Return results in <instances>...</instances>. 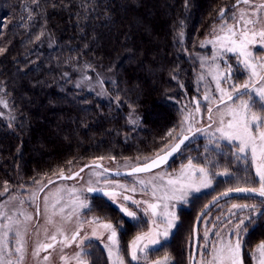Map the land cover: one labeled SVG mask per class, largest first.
<instances>
[{"label":"trees","instance_id":"1","mask_svg":"<svg viewBox=\"0 0 264 264\" xmlns=\"http://www.w3.org/2000/svg\"><path fill=\"white\" fill-rule=\"evenodd\" d=\"M235 5L237 0H0V94L12 110L10 124L0 117V190L5 182L10 193L89 163L145 162L168 149L178 137L183 100L197 97L201 43L220 9ZM84 70L112 77L108 100L71 85ZM200 143L202 149L181 163L212 161L213 189L178 210L174 233L149 253L152 258L189 264L202 208L229 189L257 186L250 173L247 179L215 178L227 167L233 173L234 163ZM227 147L221 146L229 153ZM95 200L91 214L123 225L119 244L125 256L127 242L147 223H129L109 203ZM262 242L264 218L244 239L243 264H252L251 251ZM87 258L88 264H109L98 246Z\"/></svg>","mask_w":264,"mask_h":264},{"label":"rangeland","instance_id":"2","mask_svg":"<svg viewBox=\"0 0 264 264\" xmlns=\"http://www.w3.org/2000/svg\"><path fill=\"white\" fill-rule=\"evenodd\" d=\"M261 4H264V0H250V4H244L241 0L239 4L232 6L228 9V11L225 13V19L229 24L235 25L236 21L239 20L241 13H244V19L247 20L251 15V9L258 8ZM223 22L224 21L218 18L215 25L211 28L206 38L201 43V45H204L201 46L202 52L196 56L199 66V74L195 82L197 88V97H193L190 99L185 98L182 102V117L180 119L181 121L177 134L178 137L181 135L182 129L184 130V135L189 134L187 128L190 125L192 126V131H195L196 128L207 129V125L210 123V121L208 120L209 114L207 112V107H212L213 109H215L216 102L213 101L211 104H209V102L205 101L203 97L206 94L214 97L219 96V93L216 92L215 80L213 78L217 72V66L219 68L220 73L227 72L230 68L231 74L229 81L222 82L221 84V87L225 89H228L229 83L240 85L247 81L250 77V70L245 69L244 65L239 62V60H241L242 58H238L236 53L221 52L220 55L215 59V61H213V55L217 52V48L214 47L212 44H207L205 42L209 39H212L214 34H218V31L214 32V30H218L220 24ZM255 27L256 29L264 28V10H260L259 22L255 25ZM260 47L261 46L259 45H254L251 46L249 49L253 52L256 62L264 60V51H261ZM257 71L260 75L264 76V70L258 68ZM111 80L112 77L110 75L97 74L94 77H91L88 74V71L84 70L78 73L77 77L72 80L71 85L84 94H91L100 101H106L109 99V95L106 90V82ZM259 86L261 85L258 84L257 87ZM243 99H247V96L243 97ZM195 101H199V113L195 112ZM225 103L230 104L231 102L228 101ZM237 103H239V101H237ZM132 115H134V113H130L129 118L131 117L132 123L134 124L135 122L133 121H135L136 118L134 117L135 115ZM0 117H2L5 122L10 124L12 119V110L1 94ZM194 118L195 121L198 122H195ZM213 119H217L215 111L213 112ZM129 123L130 125H132L130 120ZM209 134L210 133L208 132L197 133L192 139L189 140L187 144V146L189 145V147L180 153L182 155L178 157L179 159L177 161L171 163L173 160L172 159L166 166L153 172L128 176L124 178H114L104 172L102 169L90 167L83 171L78 178L72 181H58L53 184H50L42 191L40 195L39 192L41 187H44L48 183V180L45 182L34 183L30 187H19L15 191L10 193L8 191L5 192L4 189L0 190V212L7 213L8 215L12 216L13 219L17 221L16 227L19 231L18 237L13 236L12 233H8L7 237H5L3 234V229L0 228V242H3L6 247L11 246L13 249L18 246V241L23 244L22 254H14L11 256L12 264H88L89 262L87 254H90V251L93 250V247L95 246L101 248L104 251L109 264H113L116 259V251L115 248H113V255L109 257L108 246L110 245V242L107 239L109 233H107L104 229L100 228L98 224L89 223V221H93L97 218L99 219V221L104 223L111 222L103 221L98 216L91 214L89 208L77 207L75 201H82L83 203L88 204L91 208L92 204L96 202V200L94 201L95 197L103 199L105 202L113 206L116 210H118L121 205H123L124 207H128L130 211L136 212L138 217L137 220H133L125 216L120 211L119 212L129 223L136 222L140 219L147 221V227L144 231L147 232L150 228L153 227V225L151 223L152 217L150 213L147 216L144 214L143 209L144 207H146V205L141 204V206L138 208L136 205H133L131 201H123V195L132 196L138 201L154 202L151 197V188H148L146 193L142 192V185H140L138 181H148L152 179L154 175L157 174L164 175L165 181L170 176L174 177L180 172L182 167H185L188 164V161L186 163H181L182 157L188 155L190 152L196 153L202 149V147L200 146V141H202V143L204 144L203 148L205 150L208 148H213L218 152L228 155V157L234 163L233 173H231V168L227 167L228 172L231 174L230 176H223L221 175V173L223 172H221L218 173L215 178L221 177L225 179L233 176L235 178L247 179L249 178L248 174L250 173L251 175H253L254 180L257 182L258 178L255 177V168L254 165H252L251 163V154L249 153L246 158H244V155L241 154V158H237V156L235 155V147L233 145L228 144V142L224 140L218 141L220 147L215 148L214 143L209 140ZM221 146H228L230 152L226 153V149L221 148ZM142 161L144 160L106 162L104 163V166H106L108 169L115 171H125L144 163ZM212 165V161H205L202 164L196 166L206 167L210 172L209 167ZM66 175H69V173H67ZM210 179L212 181L210 187L201 188L199 192L192 191L191 195L184 201H170L169 211L174 212L177 217L178 210L181 208H187L188 203L190 202L192 197L210 193L213 189L215 182L212 179V176H210ZM115 185H125L129 189L135 187L137 191L135 193H132L130 191L125 192L121 189L115 188ZM90 186L101 190L116 191L117 195L114 198L115 202H113L108 197H96L90 195L87 192V189ZM255 188H259L258 182ZM72 189H75V191H71ZM46 196L48 197L47 208L45 207ZM56 199H60L61 204L64 205V213L59 212L58 206V208L55 210L56 214H54V210L51 208V204ZM262 201H264V197L257 198L254 201H251L249 199H230L218 204L214 209H212L203 219L199 226L198 246H202L207 243L208 247H198L195 264H197L198 261H203L204 264H208V262L212 259V246H219L217 244V232H221L224 235V238L226 239L227 234L238 222V219H246L248 216H252V222L248 224L246 231L240 234L243 247L244 239L249 233V231H251L259 223V220L264 218V214H261L264 213V203H262ZM233 204L247 207L233 209ZM38 209L39 215H37ZM21 213H23V215H21ZM232 213H236V215H232ZM26 216H31L32 219L27 220L25 219ZM229 220L231 222L226 223ZM157 223H160L159 220L157 221ZM176 223H178V219ZM112 224L117 227L119 255L124 260V264H127L128 261H132V263L135 264H157V262H159V264H173L172 260L168 256L152 258L149 253L152 252V250L160 247L162 243L167 242L170 239L171 235L174 233L176 227L171 230V234L166 240L161 235L160 245L151 246L148 250H145L144 252H138L137 260H132L130 247L131 242L135 239L136 236L144 232L135 235L132 239L127 242V254L124 256L121 252L119 244V231L122 230L123 225H115L114 223ZM164 227H166V225L161 224V231ZM93 228H96V235H93ZM77 231L79 232V235L76 236L75 240H73L72 237ZM205 232H207V240L203 238ZM52 235H56V241H52L50 239ZM234 240L235 238H233V242ZM146 243L147 241H142L141 245ZM41 244H53L54 246L52 248H48L47 250L40 248L38 254H36L38 246ZM260 244H258L251 251L252 264H259L260 257L258 249ZM201 253H203V255H201ZM45 257H47V259H45Z\"/></svg>","mask_w":264,"mask_h":264},{"label":"snow or ice","instance_id":"3","mask_svg":"<svg viewBox=\"0 0 264 264\" xmlns=\"http://www.w3.org/2000/svg\"><path fill=\"white\" fill-rule=\"evenodd\" d=\"M241 0H237L239 4ZM244 4H250V0H242ZM260 10H264V4L259 5L258 8L251 9L250 17L245 20L244 13H241L239 20L236 24H229L225 19V13L228 11L227 8H221L218 13L220 20L224 21L220 24L218 34H214L212 39L207 40L205 43L212 44L217 48V52L213 55V61L220 55L221 52H232L236 53L240 63L244 65L245 69L250 70V77L243 84L236 85L229 83L228 89L221 87L222 82H228L230 79V68L229 71L220 73L217 66V72L214 75L216 92L219 93L218 97L210 96L206 94L203 98L211 104L213 101L216 102V107H207L208 120L210 123L207 125V129L196 128L195 132L192 131V126L187 128V131L191 135H184L183 129L181 130V135L175 137L179 140L170 150L164 152L163 154H158L155 158L145 161L142 166L133 167L131 169L132 173H148L154 168L159 167L161 164L167 163L169 158L173 157L175 153L182 150V146L187 147V142L192 139L197 133L208 132L209 140L215 145V148H219L220 145L218 141L224 140L228 144L235 147V155L237 158H241V154L244 158L251 154V163L255 168V177L258 178L257 182L259 188H237L235 191L242 193H256L258 192L260 197H264V76L260 75L257 69L264 70V60L255 61V57L250 47L254 45H259L260 50L264 51V28L256 29L255 25L259 22ZM254 17V18H253ZM2 21H0V27H2ZM251 26V27H249ZM201 46H204L203 44ZM3 49H0L2 52ZM261 85L257 87V85ZM247 96V99L243 97ZM225 98L231 103H225ZM239 101V103H237ZM196 108L195 112H200L199 101H195ZM6 106V105H5ZM256 109V110H254ZM215 111L217 119H213V112ZM187 119V117H186ZM195 121V118H194ZM198 122V121H195ZM215 126V127H213ZM171 136V132L169 133ZM83 171V169H81ZM214 175L210 173L206 167H197L192 159L188 160V164L182 167L180 172L174 177H169L165 181L164 175H154L152 179L148 181L140 180L138 183L142 185L141 191L147 192L148 188H151V197L154 202L149 201H138L132 196L123 195V201H131L133 205L138 208L141 204L146 205L143 211L147 216L151 215L152 225L147 232H144L135 237L131 242V259L137 260L138 252H144L148 250L151 246H156L161 244V235L166 240L170 234L171 230L177 226V217L174 212L169 211V202L173 200L184 201L192 193V191L199 192L201 188H208L211 186L212 181L210 176ZM223 176H230L228 171L221 173ZM79 176V173L73 174V176L67 177V179H73ZM60 178L64 179L63 172L60 174ZM248 182L247 180L245 181ZM48 183H53L49 180ZM46 187V185L44 186ZM115 188L121 189L122 191H130L135 193L137 189L135 187L129 189L125 185H115ZM4 191L7 192V182H5ZM40 191H43L41 187ZM71 191H75L72 189ZM87 191L89 193H97L99 190L94 187H88ZM232 189H229L224 196H228ZM103 197L110 198L115 202L114 198L117 195L116 191H100ZM48 197H45V207L47 208ZM22 203V202H21ZM215 203V201L213 202ZM264 203V201H262ZM77 207L89 208L88 204L82 201H75ZM59 206V212L64 213V205L61 204L60 199H56L52 204L51 208L55 210ZM209 206H206V208ZM247 206H240L233 204V209H240ZM118 211L123 213L125 216L137 220V214L134 211H130L128 207L121 205ZM254 211V209H253ZM264 214V213H261ZM23 215V213H21ZM37 215H39V209L37 210ZM207 215V212H201L200 216L197 217V221H202L203 217ZM236 215V213H232ZM25 219L31 220V216H26ZM159 220L160 223H157ZM253 220L252 216H248L246 219H238V222L234 225L231 231L227 234V238L221 232H217L218 237L217 244L212 246V259L208 264H243V259L241 256L242 241L240 234L246 231L248 224ZM227 221L226 223H230ZM89 223L98 224V226L104 229L108 234L107 239L110 242L108 246L109 257L113 255V248L116 251V259L113 264H124V260L119 255V245L117 240V227L112 223H104L95 219L89 221ZM147 223V221H145ZM161 224L166 225L161 231ZM17 221L13 219L12 216L7 213L0 212V228L3 229V234L7 237L8 233H12L13 236L18 237L19 231L17 230ZM93 235H96V228H93ZM79 235L77 231L72 239L75 240L76 236ZM207 240V232L203 237ZM233 238H235L233 242ZM52 241H56V235L50 237ZM192 239H196V233L193 232ZM142 241H147L146 244L141 245ZM18 246L14 249L11 246H5L3 242H0V264H12L11 256L14 254H22L23 244L19 241ZM53 244H41L38 246V251L40 248L47 250L52 248ZM202 248H207L208 245L205 243ZM259 252V264H264V242H262L258 249ZM79 255V254H78ZM203 255V253H201ZM47 259V257H45ZM159 264V262H157ZM197 264H204L203 261H198Z\"/></svg>","mask_w":264,"mask_h":264},{"label":"water","instance_id":"4","mask_svg":"<svg viewBox=\"0 0 264 264\" xmlns=\"http://www.w3.org/2000/svg\"><path fill=\"white\" fill-rule=\"evenodd\" d=\"M225 102H228L227 99H225ZM195 132V131H193ZM185 135H191V133L189 134H185ZM179 140L177 139V141L172 145L174 146L176 143H178ZM171 146V147H172ZM168 148L166 151L170 150L171 149ZM183 147V146H182ZM164 151V152H166ZM163 152V153H164ZM161 153V154H163ZM178 153V152H177ZM177 153L174 154L173 157L169 158L168 162L167 163H164V164H161L159 167L157 168H154L151 172L155 171V170H158L164 166H166L176 155ZM156 157V156H155ZM153 157V158H155ZM151 158V159H153ZM150 159V160H151ZM143 164V163H142ZM142 164L140 165H137L135 167H139V166H142ZM90 167H95V168H99V169H102L104 172H106L107 174H109L110 176L114 177V178H124V177H128V176H133V175H139V174H145V173H132L131 175H129V173H131V169H128V170H125V171H115V170H111V169H108L107 167H105L101 162H95V163H89V164H86L82 167H80L78 170H76L75 172L69 174V175H66V174H63V176L65 177L64 179H61L60 176L54 178L53 180V183L55 182H58V181H71V180H74L76 179L77 177H79L81 175V173L83 171H85L86 169L90 168ZM81 169H83V171H81ZM75 173H79V176H76L75 178L73 179H67V177L69 176H73V174ZM149 173V172H148ZM51 183V184H53ZM50 183H47L46 184V187L49 186ZM46 187H43V190L46 188ZM99 191L97 193H88L92 196H96V197H103L101 194H100V191H114V190H101V189H98ZM42 191H40L39 194H41ZM237 197H254V198H261L258 194V192L256 193H242V192H237L235 190L231 191L230 194L228 196H224L223 194H220L216 197H214L210 202H208L203 208L202 210L199 212V214L197 215V217L200 216L201 212H207V214L215 207L217 206L218 204H220L221 202H224L226 200H230V199H233V198H237ZM215 201V203H213ZM206 206H209L206 208ZM197 217H196V220H195V223H194V226H193V231H192V237H193V232L195 231L196 233V239H192V252H191V258H190V264H195L196 263V258H197V252H198V230H199V226H200V223L201 221H197ZM204 218V217H203ZM203 220V219H202Z\"/></svg>","mask_w":264,"mask_h":264}]
</instances>
